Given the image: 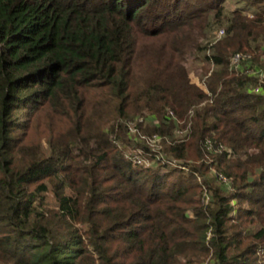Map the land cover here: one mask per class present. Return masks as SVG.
<instances>
[{
    "label": "trees",
    "instance_id": "obj_1",
    "mask_svg": "<svg viewBox=\"0 0 264 264\" xmlns=\"http://www.w3.org/2000/svg\"><path fill=\"white\" fill-rule=\"evenodd\" d=\"M227 1L0 0V264H264V0Z\"/></svg>",
    "mask_w": 264,
    "mask_h": 264
},
{
    "label": "rangeland",
    "instance_id": "obj_2",
    "mask_svg": "<svg viewBox=\"0 0 264 264\" xmlns=\"http://www.w3.org/2000/svg\"><path fill=\"white\" fill-rule=\"evenodd\" d=\"M244 6V3L242 0H228L226 2V12L229 13L231 10L233 9H236V8H243ZM221 29H224L222 27L220 28H214L210 31V35H209V40L211 42L213 41H216L217 38H219V31ZM210 50H207V53H209ZM205 52H203V54L201 55L202 56V59L204 58L205 56ZM242 53H244V55H248V53L250 52H247V51H243ZM245 55V56H246ZM200 56V57H201ZM200 65H202V63H200L199 61H196V60H190L189 62V73H190V77H191V80L192 82H195L197 84H199L201 87L205 88V85L203 82L200 81L199 77L196 75V68L200 67ZM264 79V78H263ZM133 133V132H132ZM159 140H154L151 142V145L156 149V150H160L161 149V145L158 143Z\"/></svg>",
    "mask_w": 264,
    "mask_h": 264
},
{
    "label": "built area",
    "instance_id": "obj_3",
    "mask_svg": "<svg viewBox=\"0 0 264 264\" xmlns=\"http://www.w3.org/2000/svg\"><path fill=\"white\" fill-rule=\"evenodd\" d=\"M225 33V30L224 29H221L219 31V37H222ZM246 55V54H245ZM244 53L240 52V53H237L234 57V64L235 65H238L240 63L241 60H244L248 57V55L245 56Z\"/></svg>",
    "mask_w": 264,
    "mask_h": 264
}]
</instances>
